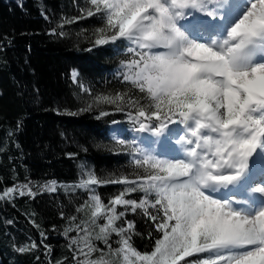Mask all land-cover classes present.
<instances>
[{
  "label": "snow or ice",
  "instance_id": "6c2138e0",
  "mask_svg": "<svg viewBox=\"0 0 264 264\" xmlns=\"http://www.w3.org/2000/svg\"><path fill=\"white\" fill-rule=\"evenodd\" d=\"M87 5L63 23L96 17L93 47L119 42L130 54L121 73L128 90L96 101L126 112L136 132L169 141L174 128L181 134L174 155L132 141L139 170L133 178L101 179L81 165L73 188L88 199L76 208L79 216L67 217L61 233L71 264H264V175L257 178L250 167L264 155V0H244L227 13L225 0ZM198 15L203 18L193 24L189 18ZM72 79H78L76 70ZM30 184L0 190V200L35 198ZM108 184L124 187L105 203L97 188ZM40 187L57 190L55 181ZM240 190L247 199L237 198ZM132 193L142 195L133 199ZM129 214L145 218L146 237ZM40 236L43 244L47 234ZM135 237L148 239L151 250L140 251ZM40 246L30 240L16 251L30 254ZM43 247L51 252L50 245Z\"/></svg>",
  "mask_w": 264,
  "mask_h": 264
},
{
  "label": "trees",
  "instance_id": "16d2710c",
  "mask_svg": "<svg viewBox=\"0 0 264 264\" xmlns=\"http://www.w3.org/2000/svg\"><path fill=\"white\" fill-rule=\"evenodd\" d=\"M86 5L87 0H0V190L30 181L38 193L0 200V264H56L65 257L71 264L61 233L67 217L79 216L76 208L87 199L88 193L73 188L81 165L101 179L133 178L139 171L132 153L110 136L113 120L128 127L126 112L95 103L97 96L128 90L121 73L130 54L119 42L93 47L100 26L96 17L63 23L81 16ZM101 111L110 114L101 117ZM52 181L55 192L41 189ZM123 187L108 184L97 192L107 203ZM128 219L147 236L144 217L129 214ZM41 231L50 253L41 244ZM30 240L40 248L30 254L16 251ZM134 243L140 251L151 250L146 238L135 237Z\"/></svg>",
  "mask_w": 264,
  "mask_h": 264
},
{
  "label": "rangeland",
  "instance_id": "374dc122",
  "mask_svg": "<svg viewBox=\"0 0 264 264\" xmlns=\"http://www.w3.org/2000/svg\"><path fill=\"white\" fill-rule=\"evenodd\" d=\"M87 6L88 5H86V7ZM95 103L99 104V105L103 104L102 102L96 101V99H95ZM180 134H181L180 130L174 128L173 132L170 136V141L165 140L164 138H157L150 133L136 132L135 126H133V124L130 121L128 123V127H123L120 123H115L111 126V129H110V136H111L112 140L118 144H120L121 140L125 141L126 143L122 146L127 148L132 153V156H133L132 146H131L132 141H136L137 146H139L140 148L145 149L149 152H153L156 154H172V155H174V154H176V152H175V148H176L175 139ZM161 144H164V146H162ZM258 157L260 158L259 160L261 162L259 164L257 163L258 167H260L261 164H263V165L261 166L262 170L260 172L257 171V175H260V174L264 175V155H258ZM258 157H255L254 161H257ZM86 168H88V167H86ZM243 192H244V194L242 195V197L247 199L248 197H247L246 191L243 190ZM87 199H88V194H87ZM131 215H133V214H131ZM97 243H100V242H97ZM100 246L103 247V244L100 243Z\"/></svg>",
  "mask_w": 264,
  "mask_h": 264
},
{
  "label": "bare ground",
  "instance_id": "6f19581e",
  "mask_svg": "<svg viewBox=\"0 0 264 264\" xmlns=\"http://www.w3.org/2000/svg\"><path fill=\"white\" fill-rule=\"evenodd\" d=\"M225 2H226V4H228L230 6V7L225 8L223 10L224 12L227 13V12H230L232 10V8L238 7L239 5L243 4L244 0H225ZM202 18L203 17L201 15H198L195 18L190 17L189 19L190 20L192 19L193 24H195L198 19H202ZM203 38H205V39L208 38L207 33L205 34V36ZM161 145L164 146V144H161ZM255 157H258V156H255ZM259 159L260 158L258 157V160L254 161V163L252 161H250V167L252 168L253 173L256 175L257 178L261 175V174L257 175V171L260 172L262 170L261 166L263 165V164H261V166L259 165L260 167H258L257 163L258 164L261 163ZM222 193H224V192H222ZM235 194H236L238 199H246V198L242 197V195L244 194L243 190H240V191L236 192Z\"/></svg>",
  "mask_w": 264,
  "mask_h": 264
}]
</instances>
